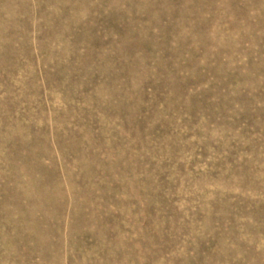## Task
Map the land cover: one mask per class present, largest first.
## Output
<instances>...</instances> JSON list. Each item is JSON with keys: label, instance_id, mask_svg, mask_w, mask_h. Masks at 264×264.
Wrapping results in <instances>:
<instances>
[{"label": "rangeland", "instance_id": "1", "mask_svg": "<svg viewBox=\"0 0 264 264\" xmlns=\"http://www.w3.org/2000/svg\"><path fill=\"white\" fill-rule=\"evenodd\" d=\"M0 264H264V0H0Z\"/></svg>", "mask_w": 264, "mask_h": 264}]
</instances>
